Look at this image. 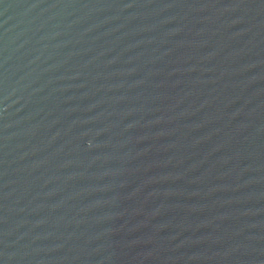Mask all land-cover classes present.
I'll return each instance as SVG.
<instances>
[{
	"label": "water",
	"instance_id": "1",
	"mask_svg": "<svg viewBox=\"0 0 264 264\" xmlns=\"http://www.w3.org/2000/svg\"><path fill=\"white\" fill-rule=\"evenodd\" d=\"M0 264H264V0H0Z\"/></svg>",
	"mask_w": 264,
	"mask_h": 264
}]
</instances>
